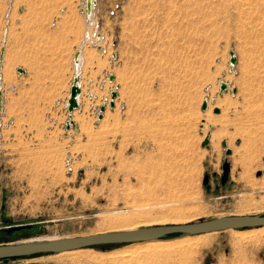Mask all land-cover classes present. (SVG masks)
Masks as SVG:
<instances>
[{
	"label": "rangeland",
	"instance_id": "obj_1",
	"mask_svg": "<svg viewBox=\"0 0 264 264\" xmlns=\"http://www.w3.org/2000/svg\"><path fill=\"white\" fill-rule=\"evenodd\" d=\"M83 2L0 0V245L264 214V0ZM262 227L0 264H264Z\"/></svg>",
	"mask_w": 264,
	"mask_h": 264
},
{
	"label": "water",
	"instance_id": "obj_2",
	"mask_svg": "<svg viewBox=\"0 0 264 264\" xmlns=\"http://www.w3.org/2000/svg\"><path fill=\"white\" fill-rule=\"evenodd\" d=\"M94 0H84V13L86 16L91 11V7L94 4ZM98 37V34H95ZM80 47H77L72 55V62L78 61V55ZM3 48H0V62L2 59ZM229 63L233 64L235 56L231 50L228 52ZM18 72L23 73V69L18 68ZM78 74H73L71 84L69 86L68 96L66 99V110L69 113L77 106L76 96L79 93V86L76 84L78 81ZM109 81L113 80V75L109 73L107 75ZM225 83H219V91H224ZM233 91V90H232ZM115 92L110 91V100L108 105L112 106ZM205 108V100L202 101L201 109ZM100 111H103V106L99 107ZM213 113L217 112V108L212 109ZM207 138H204L201 145L206 144ZM224 145V142H222ZM229 149H225V153H228ZM221 164L222 174L220 181L223 183L227 177L229 169V163L223 157ZM206 181L204 176L203 182ZM264 226V214H240V215H223L209 219H202L198 221H192L187 223L178 224H164L154 225L149 227H141L128 231H114V232H101L93 234H85L74 236L66 239L59 240H41L35 242L25 243H4L0 245V259H8L12 257H22L37 253H57L62 251H69L79 248L98 246V245H112L118 243H130V242H142L155 240L164 237L169 234H189L197 235L210 232L221 231L225 229H238L247 227H260Z\"/></svg>",
	"mask_w": 264,
	"mask_h": 264
},
{
	"label": "bare ground",
	"instance_id": "obj_3",
	"mask_svg": "<svg viewBox=\"0 0 264 264\" xmlns=\"http://www.w3.org/2000/svg\"><path fill=\"white\" fill-rule=\"evenodd\" d=\"M96 1V0H95ZM93 6H94V4L92 5V7H91V11H90V13L88 14V16H86L85 15V18H86V22H87V26L89 27L90 25H92V26H95V21H94V19H93V17H92V13H93ZM81 11H83L84 12V2H83V7L81 8ZM95 28V27H94ZM8 29V28H7ZM88 28L86 27V29L84 30V32H83V36H82V39H81V41L79 42V44H78V47H80V52H79V55H78V61L77 62H73V65H74V67H75V74H78L79 75V70H80V67H81V64H82V52H83V48H84V43L85 42H88V41H90V34L88 33V30H87ZM97 30V29H96ZM8 31V30H7ZM98 32V31H97ZM95 34H97L96 33V31L94 30V32H93V34H92V36L93 37H95V40L97 41V40H99L100 41V39L102 38L101 36H98V37H96V35ZM2 36H1V40H4V29H3V31H2V34H1ZM101 37V38H100ZM96 41H91V43L93 44V45H96V46H98L95 42ZM2 60V59H1ZM230 67H231V64H230ZM1 72H2V63L0 62V77H1ZM225 80V79H224ZM221 82H224V81H221ZM225 83V89H224V91L225 92H227V91H229L230 90V87L228 86L229 84H228V82L227 81H225L224 82ZM78 86H79V93H78V95L76 96V101H77V105L79 106V96H80V94H81V88H80V81H79V77H78V81H77V83H76ZM90 94H91V92H89ZM220 93H222V92H220ZM2 99V98H1ZM227 100V99H226ZM225 100V101H226ZM205 101H206V103H207V98L205 99ZM227 102V101H226ZM208 104V103H207ZM207 104H206V108L208 107L207 106ZM66 105V104H65ZM66 107V106H65ZM211 107V105H209V108ZM215 108H217V107H215ZM73 112V111H72ZM72 112H70L69 113V115H70V117L72 116ZM69 121H71V118H70V120H68L67 122H69ZM144 224H147V223H143V225ZM135 225H137V224H135ZM140 225V224H139ZM155 225H157V224H155ZM159 225H161V224H159ZM162 225H164V224H162ZM146 226H154L153 224H151L150 223V225H146ZM134 228H136V227H129V228H126V229H124V230H121V231H128V230H133ZM110 232H114V231H110ZM252 232V231H251ZM205 234V233H204ZM204 234H199V235H204ZM207 234V233H206ZM260 235H264V226L259 230V231H257V232H253V233H251V234H246L245 236H243L242 237V239H253V238H257V237H259ZM196 236H198V235H196ZM59 239H66V238H54V239H44V240H59ZM259 239V238H258ZM37 241H41V240H37ZM152 241H154V240H150V241H143V242H152ZM30 242H35V241H30ZM21 243H25V242H21ZM131 249V248H130ZM78 250H81V249H76V250H71V251H64V252H75V251H78ZM121 251V250H120ZM134 251H135V249H134ZM128 252H129V250H128ZM123 253V252H122ZM126 254V253H125ZM118 257V256H117Z\"/></svg>",
	"mask_w": 264,
	"mask_h": 264
},
{
	"label": "crops",
	"instance_id": "obj_4",
	"mask_svg": "<svg viewBox=\"0 0 264 264\" xmlns=\"http://www.w3.org/2000/svg\"><path fill=\"white\" fill-rule=\"evenodd\" d=\"M95 4V3H94ZM80 11H81V8H80ZM84 49V48H83ZM84 51L82 52V63H83V56H84ZM86 57H88V58H90V56L89 55H85ZM82 65V64H81ZM72 66H73V69H74V72H73V74H75V67H74V65H73V62H72ZM79 99H80V96H79ZM72 114H74V111L72 112Z\"/></svg>",
	"mask_w": 264,
	"mask_h": 264
}]
</instances>
